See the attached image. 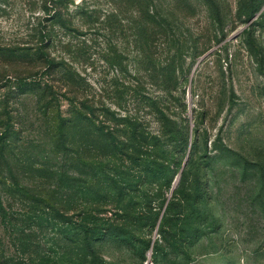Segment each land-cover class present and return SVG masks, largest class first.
Listing matches in <instances>:
<instances>
[{
	"label": "rangeland",
	"instance_id": "rangeland-1",
	"mask_svg": "<svg viewBox=\"0 0 264 264\" xmlns=\"http://www.w3.org/2000/svg\"><path fill=\"white\" fill-rule=\"evenodd\" d=\"M216 2L0 0V264H264V0Z\"/></svg>",
	"mask_w": 264,
	"mask_h": 264
},
{
	"label": "trees",
	"instance_id": "trees-1",
	"mask_svg": "<svg viewBox=\"0 0 264 264\" xmlns=\"http://www.w3.org/2000/svg\"><path fill=\"white\" fill-rule=\"evenodd\" d=\"M209 2V5L212 7V8H218L217 7V2L216 0H208ZM46 62H47V72L46 73H50V71L52 70V68L54 67V61L53 60H50L49 59V56H46ZM72 80V79H70ZM45 88L49 89L50 91V94L51 95H54L56 93V91L54 90L53 86H51L50 84H46L45 85ZM50 95V96H51ZM72 104H79V105H75L74 108L72 109V113L65 121H67L68 123H76L78 119H80V117H83V116H87L89 115L88 112L90 113V111H85L87 110L88 108V104H86L85 101H80L79 99H77V97H72ZM88 101V100H87ZM90 102V101H88ZM89 110H90V107H89ZM190 140L189 138V134L188 136H186V142H188Z\"/></svg>",
	"mask_w": 264,
	"mask_h": 264
}]
</instances>
